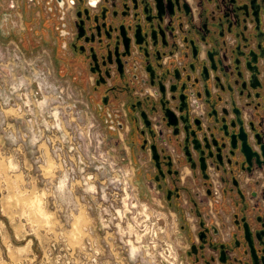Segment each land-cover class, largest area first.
<instances>
[{
	"label": "rangeland",
	"instance_id": "374dc122",
	"mask_svg": "<svg viewBox=\"0 0 264 264\" xmlns=\"http://www.w3.org/2000/svg\"><path fill=\"white\" fill-rule=\"evenodd\" d=\"M12 1L0 0V264H194L181 218L97 114L86 73L76 80L58 23L35 31Z\"/></svg>",
	"mask_w": 264,
	"mask_h": 264
},
{
	"label": "water",
	"instance_id": "95a60500",
	"mask_svg": "<svg viewBox=\"0 0 264 264\" xmlns=\"http://www.w3.org/2000/svg\"><path fill=\"white\" fill-rule=\"evenodd\" d=\"M108 1L103 0L98 12L84 9L77 26L83 35L89 33V42L101 51V65L110 64L114 56L119 78L128 77L123 71L124 64H129L127 58L131 57L133 70L136 59L144 63L148 79L141 83L157 85L159 92L157 100L146 97L140 104L147 133L156 135L153 124L160 127L159 136L166 128V140L182 154L178 164L186 161L191 170L199 169L206 176L208 168L220 170L243 197L237 173L260 172L264 176V0H206L200 14L202 31L193 23L194 31L189 30L182 38V65L173 62V71L160 63V56L151 57L148 45H156L159 38L163 45L170 44L166 31L173 33L174 22L181 19L179 13L184 6L179 0H112L111 7ZM140 6L145 14L143 21L138 17ZM232 38L235 42L231 43ZM171 40V46L177 48V35L173 33ZM135 50L142 51V59L133 54ZM200 107V114L192 113ZM148 113L156 115L155 120L151 121ZM140 134L145 136V131ZM150 149L158 169L159 159H171L160 157L155 144ZM260 197L264 199V189ZM262 210L243 205L240 217L234 215L231 224L223 221L224 231L229 225L233 230L229 232L230 241L219 246L220 262L264 264ZM200 225L205 234L213 228ZM208 247L216 250L212 242ZM191 248L196 253V246Z\"/></svg>",
	"mask_w": 264,
	"mask_h": 264
},
{
	"label": "flooded vegetation",
	"instance_id": "af4514ba",
	"mask_svg": "<svg viewBox=\"0 0 264 264\" xmlns=\"http://www.w3.org/2000/svg\"><path fill=\"white\" fill-rule=\"evenodd\" d=\"M148 1L153 3V0ZM205 1L206 0H179L180 6L184 7L180 9L181 12L179 13V15H181V19H176V21L174 22L175 30L173 31V33L177 35V48L171 46V35L173 33H171L169 30L166 31V40L169 41L170 44L166 46L163 45L161 42V38L159 37V41L156 45L153 46L151 42L149 43V54L152 58L160 56V63L163 64L166 69L169 68L170 71H173L176 66L175 63L173 64V62H176L178 66L182 65V61H180L179 59L180 50L184 47L182 38L188 35L187 32L189 30H191L192 32L194 31V29H191L193 23L195 24V29L202 31L203 18L200 16V14L203 12ZM37 2L39 4L41 3V7L45 8V12L49 14L47 19H53L55 23H58V25L60 26L59 30L67 38V46L69 47L72 53V62H74V64L78 67L79 71L78 76H76V80L79 78L82 79L83 72L86 73V78L88 79L87 81L92 91L90 94V99L95 104L97 114L100 115L102 117V120L107 123L108 130L115 132L117 129L123 128L125 122L127 121L131 126V129L138 132L137 136L141 151H143V153H147L148 151L150 155L148 165H146V167H148L150 171H153L152 180L154 182V188L157 191L164 192L166 201H168L171 206L172 200H179L181 197V188L177 186V183L179 181V171L175 167H182L186 165L189 169L190 167L186 161L180 164L177 163V158L182 157V154L177 152L173 144H170V142L166 140L167 137L165 132H169V130H167L166 128H162L164 129L163 134L159 136L158 130L160 127L153 124L152 126L156 135L154 137H151L147 133V130L144 126L145 124L140 117V110L143 108V106L141 107L140 105L141 102L146 97H150V99L154 100H157V98L159 97L157 85L151 86L148 82L146 84L141 83L145 82L148 79V73L144 70V63L139 59L133 61L134 63L132 64L136 66V70H133L130 63L132 62L130 61L131 57L127 58V60H129V64H124L123 71L128 75V77L124 76L123 78L118 77L117 63L114 61V56H111L112 61L110 64L106 63L104 65H101L102 61L99 58V52L101 51L97 50L95 48V45L89 42V33L87 32L83 35V33L79 31V27L77 26L79 19L83 16L82 11L84 9H88L90 13L98 12L99 6L101 3H103V0H60V3H58V0H37ZM92 2H95L96 6H92ZM112 2V0L108 1L109 7H111ZM14 6V2L12 1L11 7ZM210 6L212 7V5ZM187 11L188 15H186ZM79 12H81V17L78 16ZM138 12V17H140L141 21H143L145 14L143 13L141 6L138 8ZM132 13L133 11L130 10V15ZM165 20L167 21L168 19ZM231 40V43L235 42L233 38ZM96 52H98V63L95 62L94 57V54ZM133 54H138L140 56V59L143 58L142 51L139 52L135 50V53ZM90 75L92 76V80H89ZM193 98L194 97L191 96L190 99L193 100ZM121 100L125 101L122 110H120L119 112H111L110 106H119ZM144 107L146 108L145 105ZM149 107H147L148 110ZM201 111L202 107H200L199 109H193L192 113L200 114ZM155 116L156 115H154L153 113H148V118L151 121L155 120ZM140 124L142 125L141 127ZM141 130L145 131V136H142L140 134ZM144 140H146L145 145ZM153 144L156 145L157 150L160 153V157H171V161L167 159H159V169L157 168L155 162L152 159V152L150 147ZM169 146L174 147V150H171L172 152L169 151ZM172 153H176L178 157L173 159ZM209 170H212L211 172L215 174L220 172L221 177L218 178L219 184L222 185L224 183L228 190V193L229 190L232 191L229 194L233 193V189L237 194V190L233 187V182L231 178H226L220 170L217 172L213 168H208L207 176L203 175L200 171L199 172L204 177V179L211 181V178L209 176ZM255 173H259L260 177L257 179V181H259L260 185L262 180L264 179V176L260 172ZM255 173L249 174L248 176H253ZM167 179L168 184L166 183ZM210 185H212V183H210ZM249 185L252 184L249 183ZM241 191L243 192V197L237 194L242 202L239 210L242 208L243 205H247L244 199L245 192L243 190ZM255 195L256 193H252L251 197ZM196 215L199 219L198 230L196 233L197 243H188V257L192 259L194 264H232L229 261H227L226 263H222L219 260V246L221 244H226L230 241L229 232L233 230L232 225H229L228 230H226L228 234L226 241L221 242L220 233L215 227V225L212 223L213 220L212 222L210 220V223L207 225L205 221L201 219L202 217L198 211ZM233 217L229 221L224 222L231 224ZM201 223H204V228H213L209 229V232L205 234L203 232V228L200 225ZM222 223L223 221L221 222V225ZM203 242L205 243L203 244ZM209 242H212L213 245L216 246V250L209 249ZM192 245L196 246V253L192 251ZM200 247H203L202 250L199 249Z\"/></svg>",
	"mask_w": 264,
	"mask_h": 264
},
{
	"label": "crops",
	"instance_id": "0c3cea01",
	"mask_svg": "<svg viewBox=\"0 0 264 264\" xmlns=\"http://www.w3.org/2000/svg\"><path fill=\"white\" fill-rule=\"evenodd\" d=\"M16 7L18 9L19 5ZM20 9L22 21L29 25H33L35 31H40V27L47 22H55L53 19H47L49 14L45 12V8L41 7V3L39 4L37 0H22ZM89 80H92L91 75L89 76ZM124 102V100H121L119 106H110L111 112H119L122 110ZM141 126L140 124V127ZM117 131L123 136V141H125L124 144L127 149H129V153L132 154L134 166L137 167L136 169H142L144 177L148 179L145 184L154 185L152 180L153 171H150V169L146 167L150 155L148 151L147 153L141 151L137 136L138 132L132 130L127 121L124 127L117 129ZM168 148L169 151L174 150L172 146ZM176 157H178V155L172 153V158L174 159ZM175 168L179 171L177 186L181 188V197L179 200H172L171 206L169 203L168 205L172 207V209H174L173 211L181 218L180 228L186 233L187 244L191 242L197 243L196 233L199 222L198 216L196 215L197 211L200 213L201 219H203L207 225L210 223V220L211 222L213 220L212 223L220 233V241H226L228 234L221 229V222L229 221L233 215L237 213L240 216L239 208L242 204L240 197L235 193L234 189L233 193L229 194L225 184H219L218 178L221 177L220 172L215 174L211 172L212 170H209V176L211 178V181H209L204 179L199 170L191 171L187 165L182 167L176 166ZM236 177L239 180L240 189L245 192V203L249 205V207H261L264 212V199L260 197V192L264 189V179L259 186H256L255 182L260 177L259 173H255L253 176L237 173ZM166 183L168 184V179ZM210 183H212V185H210ZM249 183L252 185H249ZM252 193H256V195L251 197Z\"/></svg>",
	"mask_w": 264,
	"mask_h": 264
},
{
	"label": "built area",
	"instance_id": "2783aa9c",
	"mask_svg": "<svg viewBox=\"0 0 264 264\" xmlns=\"http://www.w3.org/2000/svg\"><path fill=\"white\" fill-rule=\"evenodd\" d=\"M41 86H42V84L39 83V85L37 86V92H36V93H38V94L41 93V90H40V87H41Z\"/></svg>",
	"mask_w": 264,
	"mask_h": 264
}]
</instances>
